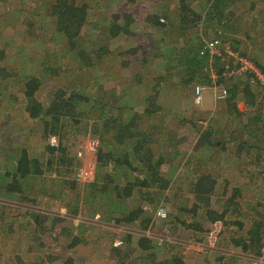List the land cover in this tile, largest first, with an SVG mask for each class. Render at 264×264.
<instances>
[{
    "label": "trees",
    "instance_id": "obj_1",
    "mask_svg": "<svg viewBox=\"0 0 264 264\" xmlns=\"http://www.w3.org/2000/svg\"><path fill=\"white\" fill-rule=\"evenodd\" d=\"M42 1L47 4L46 7L41 5L42 15L53 18V35L60 36L59 45L56 43L60 49L57 52L52 51L49 54L50 58H46V63L42 64L40 71L46 70L44 72H47V76H44L46 77L44 83H47L49 79L57 78L58 80L59 77H63L74 87L48 86L47 92L50 97L47 102H42L36 94L41 91V88L44 89V83L35 76L36 73L22 69L24 72L21 77L24 76L25 79L22 80L23 84L18 91L22 92L23 100L17 104H22L20 111L24 114L23 117L25 116V122L29 124L30 135H37L43 147L35 150V148H29L26 143L17 142L16 147L13 146L10 162L7 163L2 159V163L0 162V188H2L0 200L5 202L16 199L20 193L22 195V188L25 184H36L37 182L34 181H38V184L43 181L45 184H40V186H44L45 192L50 190V185L56 189L58 187L64 189V184H67L66 190L72 191L75 195V190L81 185L69 177L71 175L69 168L73 167L74 160L68 157V148L62 142L65 134H68L67 129H71L70 124L77 129L82 123L87 122L88 124V121H92L96 126V131L92 132V138L98 140V149L93 155L96 175L92 183L82 186L88 189L83 194L82 204L99 205L103 210L102 216H99L101 221L107 218L116 227L127 229L145 230L148 228L155 211H151L150 217L142 207L155 210L162 206L166 210L165 219L170 218L169 209L163 203L164 194L172 185L177 184L174 174L188 162L181 165L183 158L178 150L179 141L170 135L166 127H161L165 121V112L158 101L160 96L164 97L159 86L168 81L166 77H171L172 72L170 71L175 69L178 73L180 70V74H176L180 81L170 85V88L177 89L180 85L186 87L193 82L195 76L199 77L198 82H201L196 86L209 85L207 75H204L201 70L209 59L203 46L205 42L214 40L228 44L230 49L237 53L238 58H244L253 63L264 76V0H157L155 2L151 0H111L110 6L103 8L109 14V18L98 20L90 18L88 2ZM134 3L136 6L143 4L147 6L148 13L142 19L138 18L137 11L134 14L123 11ZM96 6H99V2L95 3V8ZM95 12L96 15L99 13L98 10ZM24 19L28 22L27 28L34 27L30 15ZM139 20L142 26L148 25L166 35L167 41H182L179 52H174L167 46H164L166 50L161 52L163 38L160 41L152 40L149 50L157 58L160 57L158 65L163 68L156 76L155 71L151 69L150 54L144 51L143 45H134L122 40L123 36L129 38L130 28ZM8 21L11 20L8 18ZM94 21L98 25H95ZM104 22L106 24L102 27ZM86 33L92 36L99 34L108 37L111 41L122 39L121 43L118 40L110 46V50L105 44L101 46L96 44L91 48H86L84 44H78L80 36ZM251 33H254V36H251ZM258 39L261 41L257 43ZM200 51L203 52L202 55ZM3 54L4 51L0 50V56ZM56 56H58L57 59H55ZM48 64L49 67H47ZM100 65L103 71H109L105 76L103 73L98 76V72H95L96 77L92 78L90 72L97 66L99 69ZM85 72L89 74L85 75ZM126 73L129 76H125ZM220 73L218 72L219 75ZM4 74V69H0V79L8 77ZM150 77H152L151 82L154 86L145 97L142 112H135L124 107L126 105H121L127 102L125 101L127 93L134 86H144L146 89L150 84L147 81ZM68 78L71 82L67 80ZM103 78L106 79L103 80ZM221 81L223 80L220 79L216 85L221 84ZM242 83H234L225 88L226 107L230 109L234 117L241 119L243 113L236 108L240 99H237V95L241 94L239 97H244L245 108L252 109L254 112H251L250 115L253 116H249L248 122L242 123L241 131L246 138L239 136L238 148L233 154H228V157L234 156L236 161L233 158L232 160L241 162L240 165H244V170L245 167H249V163H263L258 165L260 170L249 167V171L246 172L250 180H254L253 183L262 184L264 182V97L259 100V97L252 92L247 80ZM241 84L242 87L239 88ZM7 101L9 107L13 106L10 99ZM209 123L210 125L205 130L199 129V136L193 151L201 152L205 148L210 151L218 145L212 140L211 135L219 130L214 121H209ZM31 125L36 126L31 128ZM11 129H13L12 126L9 132L13 135ZM221 146L225 151H229L225 145ZM8 149L11 150V148ZM205 159L209 160L206 156ZM164 165L165 169H163ZM190 165L196 167L195 172L185 170L184 180L180 179L178 183L184 182L186 188L183 191L190 193L191 190L193 194L191 205L188 208L184 207V212L191 215V222L181 221V223L192 231L195 237L201 236L208 239L214 235L220 245L217 250H211V252L210 250L197 251L203 254L202 261L197 264H208L209 262L240 264V260L249 262L262 257L264 254V218L253 221L244 236L240 235L236 239L223 237L230 227L236 229V234L243 231L244 224L241 217L244 215L258 214L260 216L264 213V200H256L259 188L262 187L261 184H230L223 176L213 175L195 162L188 163V166ZM215 168L217 169L216 165ZM57 169L60 174L56 184H52V179H50V184H46L43 179L44 175L57 171ZM176 178H181V176L177 175ZM245 187H250L248 191L251 192L258 191L249 198L256 201L252 205L240 206L239 200L243 197ZM62 192L63 190H59L57 196H60ZM79 193L78 191V195ZM183 199L188 200L190 197H183ZM141 202L143 206L133 207L135 203ZM174 202L172 205H175ZM159 203L161 205H158ZM118 205L120 208H117ZM77 209L79 212L78 206L72 207L74 214ZM179 211L182 212L180 208ZM25 214L31 215L34 223L41 226L39 230H42L44 224L50 221V228H52L53 219H57L48 216L39 218L35 212ZM199 217L200 220L197 221ZM7 220V216H3L0 212V225L4 224L0 227V234L1 228L6 225V233L12 231L15 222L7 223ZM175 221H178V218ZM66 236L71 239L68 247L75 248L80 246L81 240L88 235L68 228ZM102 238L104 236L95 237L96 245L101 243ZM120 242L119 246L110 248L111 253L117 258L116 264L156 263L157 253L155 254L153 250L158 245L156 242L145 236L134 238L129 234L125 236L123 242L122 240ZM133 245L135 248H132ZM168 249L172 252H167V255L156 264L194 262V259L187 260L190 257H185L180 245L170 243ZM221 249L224 252H217ZM136 250L139 254L132 259L130 256ZM212 253H218L214 261ZM49 260H52L51 256L47 261ZM0 264H42V259L38 263H30L20 256H12L6 259L1 258ZM66 264L76 263L68 258Z\"/></svg>",
    "mask_w": 264,
    "mask_h": 264
},
{
    "label": "rangeland",
    "instance_id": "obj_2",
    "mask_svg": "<svg viewBox=\"0 0 264 264\" xmlns=\"http://www.w3.org/2000/svg\"><path fill=\"white\" fill-rule=\"evenodd\" d=\"M1 1L0 50H3L4 54L0 56V69H4V75H8V77H6V79H0V162L3 159L8 163L12 159V149L17 142L26 143L29 148H35V150L43 147L39 142V137L37 135H30L29 124L25 122L23 117L24 114L20 111L22 104H17L23 100L22 92L20 93L18 90L23 84L22 80L25 79L24 76L21 77V74L24 72L22 69H26L27 72L30 71L36 73L35 76L41 79L43 83L45 82L44 80H46V77L44 76H47V72H44L46 70H40L42 69V64L46 63V58H50L49 54L52 53V51L57 52V50L60 49L57 46L60 42V36L56 34L55 36L53 35V18L47 17V15H42L43 12L40 9L42 8L41 5H44V7L47 6L42 0H5V3L4 0ZM79 1L82 3L88 2L91 15L90 18L93 20L109 18V14L105 12L103 8L110 6L111 0ZM151 1L155 2L157 0ZM96 2H99V6H96L95 8ZM147 9V6L144 4L142 6H136L134 3L133 5L126 7L123 11H127L131 14H134V12L137 11L139 15L138 18L142 19L145 14L148 13ZM97 10L99 13L96 15L95 11ZM29 15L32 17L34 23V27L31 29L27 28L28 22L24 19ZM8 18L11 20L10 22L8 21ZM48 18H50V20ZM94 23L95 25L97 24L95 21ZM105 24L106 23L104 22L102 27ZM130 31L131 35H129V38L123 36L122 38L124 39H121L134 45H143L142 47H144V51L150 54L149 59L151 60V69L152 71H155V76L160 74V71H162L163 68L158 65L160 57L157 58L155 54H152V51L149 50L152 40L160 41L163 38L161 52L166 50L164 46L171 48L174 52H179V48L182 46V41H167L165 39L166 35H163L148 25L142 26L140 20L130 28ZM251 36H254V33H251ZM108 39V37H103L99 34L92 36L86 33L85 35L80 36L78 44H84V47L86 48H91L92 45L94 46L96 44L98 46L105 44L110 50L109 47L113 46L116 41L120 40L121 43L120 38L115 41ZM260 41L261 40L258 39L257 43ZM225 45L229 46L226 43ZM225 45L223 44V46ZM225 48L227 49L226 46ZM231 53L232 55L237 54H234V51ZM260 53L262 52L260 51ZM230 56L224 53L219 59L211 60V69L204 63L205 65H203L201 70H203L202 73L204 75H207L206 77H208L210 83L209 85H204L205 89L202 92L200 99L196 97L194 88L198 83H201L198 82L199 77L195 76L193 82L190 85H186V87L180 85L177 89L170 88V85L179 83L180 79L177 78L176 74H180V70L177 68L179 73L178 71L175 72L176 69L170 71L172 72L170 74L172 76L166 77L168 78V81L159 86V90L164 93V97L162 98V96H160L158 101L163 112H165V121L161 127H166L170 135L179 141L180 144L178 145V150L182 153L183 158L181 165L186 164V162L189 164L195 162L201 165V167L204 170H207V172L213 175L223 176L230 184H261L253 183L254 180L251 181L246 175V172L247 170L249 171V167L254 170H260L258 165H262L263 163H249V167H245L244 170V165H240L242 164L241 162H235L236 160L234 156L228 157V154H233L238 148L239 136L246 138L241 131L242 123L245 121L248 122V120H250L249 116H253L250 115L251 112L254 111L245 108L244 97H239L241 96L240 94L237 95V99H240L236 104V108L243 113V116L241 119L234 117L230 109L226 107L224 100L226 95L224 96L223 91L226 92L225 88L232 86L234 83L238 84L247 80L249 87L252 92L259 97V100L264 97V89L259 84L258 80L252 76L253 74H245L246 72H243L237 73V75H230V72L238 67L237 64H235L233 56ZM57 57L58 56H56L55 59H57ZM55 59L53 58V61ZM47 67H49V64ZM90 71L91 70H89V72ZM101 71H103L101 65L99 69L98 66L95 69L93 68V71L90 72L91 77H96L97 72L99 74L98 76L102 75V73L105 76L107 74L106 72L109 70ZM89 72H85V75L86 73L89 74ZM218 72H221L220 75ZM125 76L129 75L126 73ZM105 79L106 78H103V80ZM151 79L152 77L147 79L150 84L146 89L144 86H134L127 93L125 99L127 102H123L121 105H126L124 107H128L135 112H142L144 110L145 97L154 86ZM220 79L223 81L220 82L221 84L216 85ZM67 80L71 82L69 78ZM242 84L239 88L242 87ZM58 85L62 88L66 86L74 87V85H71L64 80L63 77H59L58 80L57 78L52 80L49 79L43 86L46 91L41 88V91L36 94V97L42 102H47L50 97L47 92L48 86L55 87ZM6 98L10 99L13 106H8ZM209 121H214L219 130L211 135L212 140L215 144L217 142L218 145L210 151H207L206 148L205 150H201V152L193 151L194 145L199 136V129L201 128V130H205L206 127L210 125ZM86 123L87 122H85V124ZM85 124L82 123L77 129H74L73 125L70 124L69 127L71 129H67L68 134H65L62 142L64 146L68 148V157L74 160L73 167L69 168L71 172L70 174L72 175L69 177L71 178L73 177L74 171L81 166V161L76 159L80 144L87 141L88 138L93 137L92 132L96 131V126H94L92 121H88V124H86L87 129L85 128ZM10 126L13 127V129H11L13 135L9 132ZM34 126L31 125V128H35ZM158 130L161 131V129ZM77 131L79 133H76ZM230 139L232 140L230 141ZM222 144L225 145L229 151H225L221 146ZM8 148H11V150ZM205 156L206 158H209V160H206ZM232 158L235 161H233ZM78 162L79 165L77 166ZM188 163L186 166L183 165L182 168L175 172L174 178L176 179L177 184L172 185L168 192L166 191L167 194H164L163 203L169 209L170 218L165 220L153 218L150 225L145 230L127 229L121 228L120 226L116 227L115 224L110 220H107V218L103 219L104 221H101L99 216H102L103 210L99 205L91 206L90 204H82L84 197L83 194L88 190L87 188L82 187L83 185L80 186L81 188L78 186L75 190V195H73L72 191L66 190L67 184H64V189H61V187L56 189L50 185V190L47 192H45L44 186H40V184H45L43 181H41L40 184H38V181H34L37 182L36 184H25L22 188V195L20 193L16 199L5 202L0 200V210H2L0 212L3 216H7V223L15 222L12 231L9 233H6L7 225L1 228L0 260L1 258L6 259L12 256H20L23 260L30 263H38L42 259V264H66L68 258H71L76 264H116L117 258L111 253L112 251L110 248L114 246L115 241L119 242L122 240L123 242L125 236L129 234V236H133L134 238L145 236L160 245H156L153 249L155 254L157 253L156 263L167 255V252H172L168 249V244L170 243L180 245L183 250L181 252L185 257H190L187 260L194 259V262L190 264L201 262L203 254L197 253V251L210 250L209 252H211V250H217L220 245L218 242L219 240L215 239L214 235L208 239H204L201 236L195 237L193 235L194 233L181 223V221L187 223L191 222V215L184 212V207L188 208V206L191 205L193 202V194L191 190L190 193L183 191V189L186 188L184 182H181L180 184L178 183L180 179H183L185 170L195 172L196 167L191 165L188 166ZM215 165L217 166V169L215 168ZM165 168L166 166L164 165L163 169ZM59 174V170L57 169V171H51L44 175L43 179L46 184H50V179L53 180L52 184H56ZM177 175L181 176V178H176ZM261 186L256 200H264V182ZM245 188L246 189L243 191V197L239 200L240 206L244 204L252 205L255 203L254 201H256L249 198L254 196L258 191L254 192L253 190L251 192L248 191L250 187ZM59 190H63V192L60 196H57ZM78 191L80 192L79 195ZM1 193L2 188H0V194ZM183 197H190V199L186 200L183 199ZM173 201H175V205H172ZM2 204L4 206H1ZM158 205L161 204L159 203ZM75 206L79 207V212L77 209L76 214L72 211V207L75 208ZM138 206H143V203H135L133 205V207ZM117 208H120L119 205ZM142 208L146 214L151 217V208ZM179 208L182 212L179 211ZM31 212L38 214L39 218L48 216L57 219H53L54 225L52 228H50V221L48 224H44L42 230H39L41 229V226L34 223V219L31 215L29 216L25 214ZM176 218H178L179 222L175 221ZM260 218H264V213L260 216L258 214L244 215L241 217L244 224L243 231L241 230L236 234V229L230 227L225 231L223 237H226L227 239H236L240 235L244 236L253 224V221L259 220ZM199 220L200 217L197 221ZM3 225L4 224L0 225V227ZM68 228L74 232H84V234L88 235L84 240H81L82 242L80 243V246L75 248L68 247L69 241H71V239L66 236ZM76 229H78V231ZM100 236H104V238L100 240V244L96 245L95 237L97 238ZM166 239L171 241L165 242ZM217 242L218 245H216ZM120 244L121 242H119V245ZM132 248H135V246L133 245ZM222 250L223 249L218 250L217 252H224ZM138 252V250L132 252L133 254H131L130 257L132 259L135 258L139 254ZM217 254L212 253L213 261L217 258ZM49 256H51L52 260L47 261ZM257 261V264H264L259 258H257ZM208 264H215V262H209Z\"/></svg>",
    "mask_w": 264,
    "mask_h": 264
},
{
    "label": "built area",
    "instance_id": "obj_3",
    "mask_svg": "<svg viewBox=\"0 0 264 264\" xmlns=\"http://www.w3.org/2000/svg\"><path fill=\"white\" fill-rule=\"evenodd\" d=\"M225 46L227 47V49L225 48ZM225 46H223V44L217 40L205 42V46H203V48L205 49V53L209 55V59L206 62L208 65V68L211 69V63H212L211 60H213L212 58L219 59L220 57L224 55V53L227 54L228 56L231 55L230 57L233 56L235 60V64H237L238 67L233 69L230 72V75H237V73H243V72H246L245 74L247 73L253 74L252 76H254L258 80L259 84L264 89V76L256 68V66L252 64L251 62L245 60L244 58H238L236 53H234L236 55H232L231 53L232 51L230 47L227 45ZM229 49L231 52L229 51ZM200 54L202 55L203 52L200 51ZM204 89H205L204 85H198L195 87V94L198 99L201 98V94L204 91ZM223 94L225 96L226 92L223 91ZM97 149H98V140L92 137L88 138L87 141L80 144L79 150L76 154V158L81 161V166L74 171V174L72 177V179L77 184L84 185V184L92 183L94 181L95 175H96V167H95L96 165L93 159V155H95V153L97 152ZM152 211H155L154 212L155 214H153V218L165 220L166 210L162 208V206H159L155 208V210H152ZM170 241L171 240L166 239L165 242H170ZM119 242L115 241L114 246H118ZM260 260L263 263L264 257H262Z\"/></svg>",
    "mask_w": 264,
    "mask_h": 264
},
{
    "label": "crops",
    "instance_id": "obj_4",
    "mask_svg": "<svg viewBox=\"0 0 264 264\" xmlns=\"http://www.w3.org/2000/svg\"><path fill=\"white\" fill-rule=\"evenodd\" d=\"M24 118H25V116H24ZM259 259H261L260 257H259ZM240 264H257L258 263V261H257V259H255V260H251V261H245V260H240V262H239Z\"/></svg>",
    "mask_w": 264,
    "mask_h": 264
},
{
    "label": "clouds",
    "instance_id": "obj_5",
    "mask_svg": "<svg viewBox=\"0 0 264 264\" xmlns=\"http://www.w3.org/2000/svg\"><path fill=\"white\" fill-rule=\"evenodd\" d=\"M263 256H264V254H263ZM263 256H262V257H263ZM262 257H260V258H262Z\"/></svg>",
    "mask_w": 264,
    "mask_h": 264
}]
</instances>
